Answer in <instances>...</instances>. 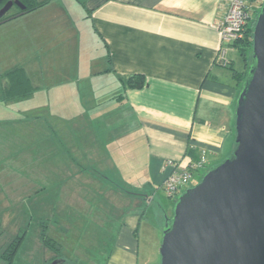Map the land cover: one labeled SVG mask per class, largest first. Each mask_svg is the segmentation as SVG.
I'll use <instances>...</instances> for the list:
<instances>
[{"label":"crops","instance_id":"1","mask_svg":"<svg viewBox=\"0 0 264 264\" xmlns=\"http://www.w3.org/2000/svg\"><path fill=\"white\" fill-rule=\"evenodd\" d=\"M52 1L37 10H49ZM59 1L66 8L86 10L84 18L104 50L106 63L97 72L104 80L100 87L82 85L73 67L52 68V75L36 65L37 60L34 64L27 59L18 67L24 68L32 91L6 98L11 84L5 83L0 130L15 120H24V127L34 130L25 129L39 139L43 173L54 169L42 188L54 186L58 195L50 196L57 197V208L61 201L60 214L70 209L75 215L63 231H72L80 215L102 216L97 207L101 203L93 197L100 186L105 195L97 200H105L107 234L98 247L107 251L99 264H140L143 225L152 224L158 231L173 216L161 195L170 162L186 168L204 154L209 168L233 151L242 88L238 78L245 65L240 56L243 64L237 68L239 50L220 31L231 0ZM55 8L59 15L25 17L23 29L14 23L22 17L11 23L12 46L21 49L17 55H30L32 41L52 40L56 25L69 18L72 22L68 10ZM132 77L143 86L131 87ZM70 200L72 207L65 202ZM47 236L61 246L62 254L39 239L37 247L45 254L37 264L100 262L85 253L67 256L62 242Z\"/></svg>","mask_w":264,"mask_h":264},{"label":"rangeland","instance_id":"2","mask_svg":"<svg viewBox=\"0 0 264 264\" xmlns=\"http://www.w3.org/2000/svg\"><path fill=\"white\" fill-rule=\"evenodd\" d=\"M57 1L59 0L52 1L51 6L48 8L49 10L38 11L39 8L28 12L22 16V20L14 22L16 20L14 19L6 23V28H0V101L4 85L9 80L7 77L2 76L3 72L22 66V63L27 59L32 60V62L37 60V64L35 62L34 64L43 66L44 69L47 67V71L52 75L55 74L53 71L55 69L63 67L64 70L73 67L72 73L73 75L79 73L78 80L82 85L91 83L96 87L101 86L100 83L104 79L101 78L100 74L97 75V72L106 63L105 54L101 44L92 33L88 18H84V14L87 13L86 10L84 8H73L70 5H67L69 8H66L60 5V1ZM260 2L263 4V0H259L257 3ZM57 5L64 7L68 10V13L72 14V22H70L69 18V21L56 25L55 31L57 35L52 40L32 41L33 46L29 51L30 55H17V52L21 49L14 45L12 46L11 37H14L15 34L8 33V29L13 27V24L10 26L11 23H17L16 26L23 29L27 19L25 17L35 18L42 13L45 16L59 15V10L56 11L55 8ZM61 34L63 35L62 38ZM242 64L240 55L236 54L237 68H242ZM57 74L60 75V73ZM89 79L92 80L86 81ZM2 106L0 105V107ZM24 125V120H15L14 123L6 125V130H0V264H7L2 255L18 237H23L24 239L13 264H37L39 255L43 253L40 256L43 257L45 254L44 249L37 247L38 241L39 239H47V235L56 238L60 243L62 242L63 253L67 256L74 257L75 254L85 253L88 254V257L100 261L97 264L101 263L107 251L98 247V245L100 246L105 242L107 234L106 228L103 226L106 208L102 203L105 200H97V198H104V190L100 191V186H96V192L93 194L96 201L99 204L101 203L97 207L100 208L98 211H101L100 215L102 216L80 215L76 219V221H79L78 225L76 223L72 224L74 226L72 231H63V226L67 230L69 226L65 224L70 219H74L75 217L73 216L75 215L69 214L71 212L70 209H65L68 212L67 215L60 214L61 201H59V207L57 208V197L55 199L52 198L55 194L58 195V191L54 192L55 194L53 193L54 186L48 185V188L46 187L48 191L42 188L43 183L50 182V178L53 176L51 173H54V169H45L47 174L43 173L44 169L39 165V158H41L39 139L35 137V133H32V136L29 132L27 133L25 130L27 127H24ZM27 129L30 128L28 127ZM210 168H204L200 172L195 173L194 179L197 181L195 184L201 181ZM133 170L132 168L128 169V171ZM123 186L126 185L123 184ZM126 188L128 187L126 186ZM128 189H130V186ZM51 193H53L52 197L50 196ZM161 195L162 201L165 203V210H168L172 215L177 197L170 198L163 192H161ZM68 196L70 195L66 197ZM65 202L69 207H72L73 200ZM149 211H151V208ZM96 213L97 210L95 215ZM89 222L93 226H85ZM83 226L87 227V231H84L85 227ZM164 226L165 223L157 231L152 224L143 225L139 237L141 245L140 264L161 263L160 246ZM32 258H36L35 262L32 261Z\"/></svg>","mask_w":264,"mask_h":264},{"label":"water","instance_id":"3","mask_svg":"<svg viewBox=\"0 0 264 264\" xmlns=\"http://www.w3.org/2000/svg\"><path fill=\"white\" fill-rule=\"evenodd\" d=\"M160 257V264H264V0L237 100L234 150L178 196Z\"/></svg>","mask_w":264,"mask_h":264},{"label":"built area","instance_id":"4","mask_svg":"<svg viewBox=\"0 0 264 264\" xmlns=\"http://www.w3.org/2000/svg\"><path fill=\"white\" fill-rule=\"evenodd\" d=\"M252 9L253 5L249 0H231L226 4L224 20L220 25L221 35L225 41L234 44L244 37L246 25L252 18ZM206 164L204 154L186 168L171 161L172 169L163 184L165 194L170 198H178L184 189L195 185L197 182L194 179L195 173L204 169Z\"/></svg>","mask_w":264,"mask_h":264},{"label":"trees","instance_id":"5","mask_svg":"<svg viewBox=\"0 0 264 264\" xmlns=\"http://www.w3.org/2000/svg\"><path fill=\"white\" fill-rule=\"evenodd\" d=\"M259 1V0H258ZM257 0H249V2L253 5L252 18L250 22L246 25L244 30V37L242 39L237 40L234 45L238 48L240 56L244 60L245 71L240 74L238 78L242 87V84L247 76V70L250 65L249 60L251 61L252 48H253V32L254 26L256 23V19L259 13V10L262 6V2L257 3ZM48 3V0H41L36 3L34 6L28 8V12L35 11L40 7H43ZM27 12V13H28ZM25 13V14H27ZM6 77L10 81V87L5 91L6 98H15L18 96H28L32 91V86L30 79L28 78L24 68L18 67L6 73ZM136 77H132L130 82L131 87L133 88H141L143 86L142 81H136ZM196 185V184H195ZM175 205V204H174ZM23 237H18L3 253L2 258L7 262V264H13L15 257L20 250L21 244L23 242ZM46 240L52 249L55 252L61 253V247L58 245L53 239L47 238ZM62 254V253H61Z\"/></svg>","mask_w":264,"mask_h":264},{"label":"flooded vegetation","instance_id":"6","mask_svg":"<svg viewBox=\"0 0 264 264\" xmlns=\"http://www.w3.org/2000/svg\"><path fill=\"white\" fill-rule=\"evenodd\" d=\"M39 1L41 0H0V13L9 6L0 18V26L24 16L28 12V8L34 6ZM59 257L62 258V256Z\"/></svg>","mask_w":264,"mask_h":264}]
</instances>
